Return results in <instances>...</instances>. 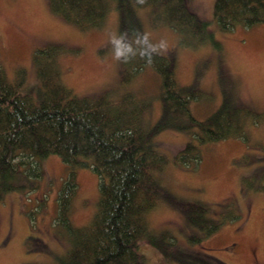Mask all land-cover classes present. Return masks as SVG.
Here are the masks:
<instances>
[{
  "label": "rangeland",
  "instance_id": "374dc122",
  "mask_svg": "<svg viewBox=\"0 0 264 264\" xmlns=\"http://www.w3.org/2000/svg\"><path fill=\"white\" fill-rule=\"evenodd\" d=\"M188 3L213 33L203 43L190 44L172 26L155 25L148 7L135 5L130 12L151 42L166 39L165 52L175 58L179 82L195 83L201 90L202 97L192 101L199 118L233 95L262 116L248 124L246 139L206 144L197 163L175 160L189 131L164 127L157 132L158 146L167 156L165 184L171 198L160 202L148 218L155 230L174 233L177 243L167 246L168 255L149 240L140 243V250L149 264H264V23L221 29L213 17L215 0ZM104 20L101 26L86 28L55 11L50 0H0V57L5 70L11 79L24 72L26 83L33 86L35 48L60 43L64 80L77 94L109 91L118 96L128 88L150 98L147 117L154 124L161 113V77L147 65L128 79L107 44L110 32H120L117 6H111ZM42 164L36 188L11 190L0 202V264H62L69 241L53 219L68 167L56 153L44 157ZM76 173L79 185L71 217L81 225L97 207L99 175L84 165L77 166ZM194 201L209 205L210 213L223 221L213 233L191 232L195 229L184 208Z\"/></svg>",
  "mask_w": 264,
  "mask_h": 264
},
{
  "label": "trees",
  "instance_id": "16d2710c",
  "mask_svg": "<svg viewBox=\"0 0 264 264\" xmlns=\"http://www.w3.org/2000/svg\"><path fill=\"white\" fill-rule=\"evenodd\" d=\"M127 1L50 0V5L86 28L103 25L114 5L120 14V32L146 33L140 20L128 12ZM131 1L134 8L148 7L155 25H170L193 44L212 38L208 21L190 8L188 0ZM213 17L221 29L264 23V0H215ZM61 46L55 42L35 48L37 82L33 86L26 83L24 72L11 79L0 57V202L11 190L25 185L36 188L43 174V158L56 153L68 167L56 194L53 219L69 241L62 264H149L140 250L142 241L161 246L166 255L167 246L177 243L174 233L155 230L148 218L160 202L171 198L165 184L167 156L158 146L157 132L164 127L189 131L190 138L175 160L197 163L211 141L246 139L248 124L259 121L261 115L233 95L199 118L192 111V101L202 97L201 90L195 83L179 82L173 55L165 52L154 56L151 63L139 56L122 63L128 79L147 65L161 77V113L150 124L147 110L151 100L133 90L126 88L118 96L109 91L77 94L64 80ZM79 165L89 166L99 175L97 207L92 218L81 225L71 217ZM261 188L264 190V179ZM184 210L195 229L191 232L211 234L222 221L199 201L190 202Z\"/></svg>",
  "mask_w": 264,
  "mask_h": 264
},
{
  "label": "clouds",
  "instance_id": "9594fccd",
  "mask_svg": "<svg viewBox=\"0 0 264 264\" xmlns=\"http://www.w3.org/2000/svg\"><path fill=\"white\" fill-rule=\"evenodd\" d=\"M142 2V0H141ZM112 59L117 63H129L139 58L151 63L156 55H164L167 41L161 38L151 42L148 34L132 30L131 32H110L107 37Z\"/></svg>",
  "mask_w": 264,
  "mask_h": 264
},
{
  "label": "bare ground",
  "instance_id": "6f19581e",
  "mask_svg": "<svg viewBox=\"0 0 264 264\" xmlns=\"http://www.w3.org/2000/svg\"><path fill=\"white\" fill-rule=\"evenodd\" d=\"M125 4H128V5H129V7H128V12H130V9L133 8V1L128 0L127 3H125ZM110 9H111V8H110ZM188 41H189L190 44H193V43H192V42H193L192 40H189V39H188ZM173 59H174V61H175L174 56H173ZM261 116H262V115H261Z\"/></svg>",
  "mask_w": 264,
  "mask_h": 264
}]
</instances>
